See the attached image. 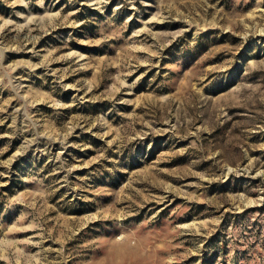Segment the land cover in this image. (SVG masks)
Returning a JSON list of instances; mask_svg holds the SVG:
<instances>
[{"label":"rangeland","instance_id":"374dc122","mask_svg":"<svg viewBox=\"0 0 264 264\" xmlns=\"http://www.w3.org/2000/svg\"><path fill=\"white\" fill-rule=\"evenodd\" d=\"M0 264H264V0H0Z\"/></svg>","mask_w":264,"mask_h":264}]
</instances>
